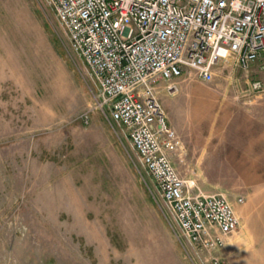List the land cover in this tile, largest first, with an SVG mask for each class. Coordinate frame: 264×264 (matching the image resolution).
Returning a JSON list of instances; mask_svg holds the SVG:
<instances>
[{
    "label": "rangeland",
    "instance_id": "rangeland-1",
    "mask_svg": "<svg viewBox=\"0 0 264 264\" xmlns=\"http://www.w3.org/2000/svg\"><path fill=\"white\" fill-rule=\"evenodd\" d=\"M175 83L158 94L185 146L172 161L239 206L226 264H264V56ZM95 99L47 1L0 0V264H205Z\"/></svg>",
    "mask_w": 264,
    "mask_h": 264
},
{
    "label": "built area",
    "instance_id": "built-area-1",
    "mask_svg": "<svg viewBox=\"0 0 264 264\" xmlns=\"http://www.w3.org/2000/svg\"><path fill=\"white\" fill-rule=\"evenodd\" d=\"M46 1L97 107L124 127L188 244L205 264H226L218 252L240 218L228 196L194 190L180 174L172 154L185 146L158 94L186 71L212 80L222 61L247 69L264 56V0Z\"/></svg>",
    "mask_w": 264,
    "mask_h": 264
},
{
    "label": "crops",
    "instance_id": "crops-1",
    "mask_svg": "<svg viewBox=\"0 0 264 264\" xmlns=\"http://www.w3.org/2000/svg\"><path fill=\"white\" fill-rule=\"evenodd\" d=\"M232 128H234V126H231ZM232 134H234V132L232 131ZM233 135H232V137H231V142H227V140H226V138H225V140H223V142H222V144H223V149L225 150H228V147H229V145H230V151H234V140H233ZM184 143V142H183ZM233 205H234V207H235V209H237V211L238 210H240V208H239V206L238 205H236L235 203H233Z\"/></svg>",
    "mask_w": 264,
    "mask_h": 264
}]
</instances>
